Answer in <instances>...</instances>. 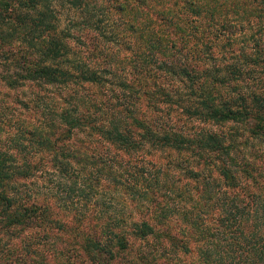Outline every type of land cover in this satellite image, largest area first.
<instances>
[{
  "label": "trees",
  "instance_id": "1",
  "mask_svg": "<svg viewBox=\"0 0 264 264\" xmlns=\"http://www.w3.org/2000/svg\"><path fill=\"white\" fill-rule=\"evenodd\" d=\"M0 83V264H264V0H0Z\"/></svg>",
  "mask_w": 264,
  "mask_h": 264
},
{
  "label": "rangeland",
  "instance_id": "2",
  "mask_svg": "<svg viewBox=\"0 0 264 264\" xmlns=\"http://www.w3.org/2000/svg\"><path fill=\"white\" fill-rule=\"evenodd\" d=\"M36 89L33 88V87H26V88H23V89H19L17 91H13L11 89H7L5 88L1 83H0V99H3L5 101H9V97L14 95L15 92H17L19 98H22V99H26V97L30 96L31 95V91H35ZM2 93H8L7 96L3 95ZM21 93H24L25 95H21ZM93 94L95 95H99L97 94L96 92H93ZM30 111H26V112H23L22 115H26V116H30ZM32 114V113H31ZM1 126V124H0ZM8 127H6L7 129ZM11 127H9L8 129H10ZM215 128V126L213 127V129ZM3 134V132H0V136ZM156 156L159 158V160L161 162H163L165 159H167L169 156L166 154V153H160V154H156ZM170 156H173V155H170ZM50 245L49 246H52V244H56L58 242V239L56 238H53V239H50ZM51 249V248H50Z\"/></svg>",
  "mask_w": 264,
  "mask_h": 264
}]
</instances>
